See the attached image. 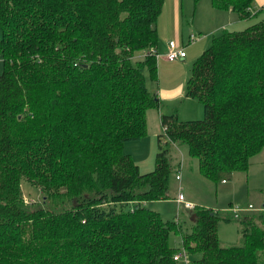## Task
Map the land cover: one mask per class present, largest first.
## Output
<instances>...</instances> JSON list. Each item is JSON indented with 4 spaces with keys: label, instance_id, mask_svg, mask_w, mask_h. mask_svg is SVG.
<instances>
[{
    "label": "trees",
    "instance_id": "obj_1",
    "mask_svg": "<svg viewBox=\"0 0 264 264\" xmlns=\"http://www.w3.org/2000/svg\"><path fill=\"white\" fill-rule=\"evenodd\" d=\"M252 1L210 3L245 19ZM162 3L0 0V264H179L181 248L199 253L186 264H264V207L238 218L241 245L221 246L211 209L194 205L184 228L144 205L167 197L168 143H183L212 181L264 148V15L223 29L192 63L184 95L204 116L160 115L150 171L122 152L157 107L142 69L156 78ZM22 179L40 202H23Z\"/></svg>",
    "mask_w": 264,
    "mask_h": 264
},
{
    "label": "rangeland",
    "instance_id": "obj_2",
    "mask_svg": "<svg viewBox=\"0 0 264 264\" xmlns=\"http://www.w3.org/2000/svg\"><path fill=\"white\" fill-rule=\"evenodd\" d=\"M251 6H253L254 10H257L258 8L255 0L252 1ZM213 12L222 11L214 9L211 6L210 0H163L159 13L160 15L157 19V26L159 25V28L164 27L167 29L168 33L166 35L168 36V41L176 36V32L177 39L182 40L187 37L189 32H192V35L197 37L203 36L205 32L210 30L209 25L212 23L224 26L228 24L226 28H213L214 34H211L209 37L210 43L212 37L219 35L223 29L227 31L241 30L251 23L258 21L264 15V9L245 19L239 18L236 12L228 14L222 12L221 14L224 16L238 17L239 20H241L239 21L236 19L235 21H232L231 17H229L228 22H226L227 18L223 21H220L217 17L212 19ZM175 13L176 26L174 25ZM156 32L158 35V28ZM186 47L187 46H185V49ZM199 54L194 56V58L189 61L191 56L188 53V58H186L184 64L182 62L183 65L180 66V70L174 72L177 73L178 76L176 77L175 75V79L172 78L171 75L174 74L172 72L165 76L166 78H169L168 80H163L171 83L174 80L176 82L177 78H181L183 76L186 81L190 73L192 63L196 60ZM143 57L144 55L142 52H136L134 53L133 58L141 59ZM142 74L145 78L144 80L147 90L154 93L152 91L155 90L156 78L150 79L147 75L146 69H142ZM191 103L198 106L200 111H198V115L196 114L197 116H194V118L183 112L184 109L186 112L190 111L188 106ZM157 108H153V110L158 113L172 112V114H174V111L176 112L174 114L176 116L178 112L179 114L177 117L182 121L198 120L202 119L204 116L202 104L194 98H179L170 101H161L159 102ZM153 114L156 113L153 112ZM156 151V134H150L149 136L146 134L138 140L126 141V144L122 147V152L131 157L133 162L138 166L140 173H146L152 169ZM167 154L169 156V163L171 166V174L169 175L167 185V197L160 200L146 201L145 206L148 209L157 212L162 220L165 221L175 219L179 223L183 222V227L187 228L190 225L187 222V218L193 211L194 206L191 210H185L181 206H178L174 199L178 193H181L184 200H192L194 202L193 205L211 209L217 214L218 221L216 225V235L221 246L241 245L242 237L240 234V224L238 219H233L231 217L228 209L232 205L245 206L247 204L252 205V207L256 209L264 207V148L249 158V165L245 171H235L225 178L224 181H212L202 177L198 172L197 159L187 154L186 146L183 143H168ZM177 173L179 174V177L181 176L179 179L174 178ZM20 191L22 200L25 204L34 205L40 202V197L42 195L40 190L24 179L20 181ZM258 211L259 210H254L249 214H254ZM168 240L171 246L180 248V238L177 233H169ZM186 257L187 261H191L198 258L199 253L197 252L190 255L186 254ZM179 264L185 263L180 261Z\"/></svg>",
    "mask_w": 264,
    "mask_h": 264
},
{
    "label": "crops",
    "instance_id": "obj_3",
    "mask_svg": "<svg viewBox=\"0 0 264 264\" xmlns=\"http://www.w3.org/2000/svg\"><path fill=\"white\" fill-rule=\"evenodd\" d=\"M255 2H256V5L258 6L257 10H254L253 6H251V8H250L251 12L254 15L257 12H260L264 9V0H255ZM216 10H218V9H216ZM221 11L223 13H227V14L233 12L231 10H221ZM222 12H213L212 13V19L217 17L220 21H223L225 18H227L226 22H228V18L231 16H227V15L224 16L223 14H221ZM159 15H158V17H159ZM158 17H157V19H158ZM238 17L237 18L231 17V20L232 21H235L236 19L239 20ZM157 19H156V23H155L156 30L158 28L157 43H156L155 47H153V48H154L155 52L158 54V57L156 59L155 90H153L152 92H154V95L157 98V107H158V104L161 101H170V100H175V99H179V98L180 99H184V98L185 99H192V98L186 97L184 95L185 77L182 76L181 78H177L176 82L174 80L171 83L170 82L168 83V81L166 82V80H163V79L168 80L169 78H166L165 77L166 75H168L172 72L174 73L177 70H180V66H182L184 64L186 58H188L187 57L188 53L191 56V59H189V61H190V60H192V58H194V56H197V54L201 53L205 49V47L209 44L210 35L214 34L213 28L214 29H217L218 27L219 28H223V27L226 28V26L228 24L224 26V25H216V24L212 23L209 25V27H210L209 31L205 32V34L201 37L195 36V39L192 41L188 40V37L190 34H192V32H189L187 37L182 39V40L177 39V32H176L175 33L176 36L170 40H172V41L174 40V43L178 48H183L184 56L182 58H178V59H174L172 61H168L164 58V55H163L164 52L166 51L167 42L169 41V40L167 41L168 36L166 35L168 32H167V29H165L164 27L159 28L158 27L159 25L157 26ZM175 19H176V13H175V17H174V25L176 26V20ZM177 21H178V16H177ZM239 21H241V20H239ZM166 26H167V24H166ZM196 30H199V29H196ZM171 33H172V30H171ZM175 41H177V42H175ZM185 46H187L186 49H185ZM182 62H183V64H182ZM172 75H171V77L174 79H175V75H176V77L178 76L177 73H174ZM188 108L191 112L190 111L186 112L185 109L183 111L184 113L189 114L188 116H192V118H194V116L198 115V111H199L198 106L191 103V104H189ZM152 111L156 114H153ZM157 111H158V108H157ZM173 113L175 114L176 112L173 111ZM164 114L169 115V114H172V112L171 113H158V112L154 111L153 108L146 110V112H145V120H146V127H147L146 134L148 136L150 134H156V136H157V134L161 131L159 117H160V115H164ZM178 114L179 113L177 112L176 117L178 116ZM187 118H190V117H187ZM177 119H178V117H177ZM125 144H126V142H125ZM187 201L191 202L192 204L194 203L192 200H187ZM144 205H145V202H144ZM249 213H251V211L243 213L240 216V218L245 216V215H248Z\"/></svg>",
    "mask_w": 264,
    "mask_h": 264
},
{
    "label": "built area",
    "instance_id": "obj_4",
    "mask_svg": "<svg viewBox=\"0 0 264 264\" xmlns=\"http://www.w3.org/2000/svg\"><path fill=\"white\" fill-rule=\"evenodd\" d=\"M195 39V36L190 34L188 37L189 41H192ZM149 53H154V49L150 48L149 49ZM164 58L168 61H172L174 59L177 58H182L184 56V51L183 48H178L174 41L169 40L167 42V47H166V51L164 52ZM156 57H158V54H156ZM175 179H179V174H175L174 176ZM175 202L177 203L178 206H181L184 209L187 210H191L193 208V204L189 201L184 200L183 196L181 195V193H178L176 198H175ZM263 208H253L252 205L247 204L245 206H240V205H232L228 211L230 212V215L233 219H238L240 218V216L245 213V212H249V211H254V210H261ZM173 260H181L183 263H187V257H186V252L184 251L183 248H181L178 252H176L175 254H173L172 256Z\"/></svg>",
    "mask_w": 264,
    "mask_h": 264
},
{
    "label": "water",
    "instance_id": "obj_5",
    "mask_svg": "<svg viewBox=\"0 0 264 264\" xmlns=\"http://www.w3.org/2000/svg\"><path fill=\"white\" fill-rule=\"evenodd\" d=\"M192 216H193V215L191 214V215L189 216V219H191V218H192Z\"/></svg>",
    "mask_w": 264,
    "mask_h": 264
}]
</instances>
